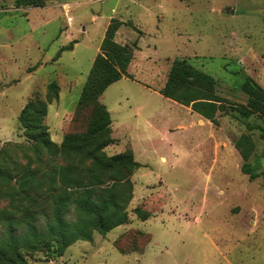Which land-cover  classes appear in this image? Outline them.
I'll use <instances>...</instances> for the list:
<instances>
[{
	"label": "rangeland",
	"instance_id": "374dc122",
	"mask_svg": "<svg viewBox=\"0 0 264 264\" xmlns=\"http://www.w3.org/2000/svg\"><path fill=\"white\" fill-rule=\"evenodd\" d=\"M15 2L0 0V168L14 173L21 167L46 171L51 162L19 130L24 107L46 101L56 83L59 96L44 122L52 141L60 145L66 135L85 133L94 108L77 113V105L110 22L132 23L139 31L123 26L116 36L122 45L138 43L130 68L136 80L120 81L101 100L116 141L106 155L132 150L140 165L131 177L129 222L106 236L95 233L62 257L56 248L25 252L28 262L264 264V176L244 175L236 148L251 137L255 149L247 163L264 173L263 134L247 128L264 129V120L238 113L248 102L242 92L247 78L264 89V0H43L37 8ZM175 60L217 81L225 112L211 120L193 106L151 94L167 81ZM6 185L1 179L0 190ZM139 213L150 219L141 221Z\"/></svg>",
	"mask_w": 264,
	"mask_h": 264
},
{
	"label": "trees",
	"instance_id": "16d2710c",
	"mask_svg": "<svg viewBox=\"0 0 264 264\" xmlns=\"http://www.w3.org/2000/svg\"><path fill=\"white\" fill-rule=\"evenodd\" d=\"M42 3L43 0L15 2L18 8H37ZM123 26L138 31L132 23L118 19L110 22L101 53L94 61L79 99L77 113L83 108H94L85 133L66 135L60 145L52 141L44 122L48 107L59 96L56 83L48 86L46 101L31 100L22 110L19 130L25 140L34 145V152L38 155L45 152L51 162L46 165V171L21 167L14 173L0 168V180H8L5 191L0 190V201L8 203V207H0V222L4 228L0 235V264H30L25 252L50 254L55 248L62 257L76 243L92 242L95 233L106 236L128 224L127 207L134 194L131 177L140 165L132 150L112 157L106 155L105 150L116 141L112 138L111 115L101 103L112 85L123 79L135 81L128 70L138 43L116 42ZM216 88L217 81L213 77L185 60H175L159 93L181 106H193L205 118L214 120L218 112H225L226 103ZM242 92L248 102L238 113L245 119L258 115L264 120V89L247 78ZM247 128L261 131L264 140L262 127L248 125ZM236 148L245 160L242 173L250 176V180L264 176L247 163L255 149L252 138L243 136ZM2 155L4 152L0 153ZM70 213L75 217L72 220L68 219ZM139 219L146 222L150 216L139 213Z\"/></svg>",
	"mask_w": 264,
	"mask_h": 264
},
{
	"label": "crops",
	"instance_id": "0c3cea01",
	"mask_svg": "<svg viewBox=\"0 0 264 264\" xmlns=\"http://www.w3.org/2000/svg\"><path fill=\"white\" fill-rule=\"evenodd\" d=\"M96 20L98 21V19H97V17L95 18V22H96ZM121 35V32H119V33H117V38L119 37ZM126 44H129V43H125V44H123V45H126ZM138 52V51H137ZM137 52H136V55H135V58H134V60H133V62H132V64H131V66L129 67V70H128V73L130 74V75H132L131 74V71H130V68L133 66V64H134V62H135V60H136V56H137ZM133 76V75H132ZM124 80V79H123ZM129 80V79H128ZM136 80V79H135ZM122 81V80H121ZM120 82V81H119ZM118 82V83H119ZM117 84V83H116ZM116 84H114V85H116ZM165 84H166V82L165 83H163L161 86L160 85H158V86H156V88L155 89H150L151 90V94L152 95H155V94H159L160 95V91L164 88V86H165ZM114 85H112V86H114ZM111 86V87H112ZM110 87V88H111ZM105 95V94H104ZM104 95H103V97L101 98V100L104 98ZM161 96V95H160ZM163 97V96H162ZM164 98V97H163ZM170 101V100H169ZM106 106V105H105ZM107 107V106H106ZM107 109H108V107H107ZM113 133H114V130H113ZM118 141V140H117Z\"/></svg>",
	"mask_w": 264,
	"mask_h": 264
},
{
	"label": "built area",
	"instance_id": "2783aa9c",
	"mask_svg": "<svg viewBox=\"0 0 264 264\" xmlns=\"http://www.w3.org/2000/svg\"><path fill=\"white\" fill-rule=\"evenodd\" d=\"M71 22V21H70Z\"/></svg>",
	"mask_w": 264,
	"mask_h": 264
}]
</instances>
